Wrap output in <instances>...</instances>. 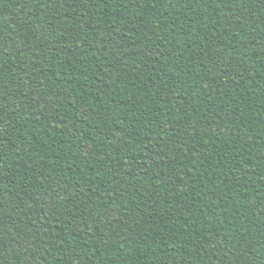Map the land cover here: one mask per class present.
<instances>
[{"label": "trees", "instance_id": "trees-1", "mask_svg": "<svg viewBox=\"0 0 264 264\" xmlns=\"http://www.w3.org/2000/svg\"><path fill=\"white\" fill-rule=\"evenodd\" d=\"M0 237V264H264V0H0Z\"/></svg>", "mask_w": 264, "mask_h": 264}, {"label": "snow or ice", "instance_id": "snow-or-ice-1", "mask_svg": "<svg viewBox=\"0 0 264 264\" xmlns=\"http://www.w3.org/2000/svg\"><path fill=\"white\" fill-rule=\"evenodd\" d=\"M18 243H22V239L20 241H18ZM4 241H3V238L0 237V249H2L4 247Z\"/></svg>", "mask_w": 264, "mask_h": 264}]
</instances>
